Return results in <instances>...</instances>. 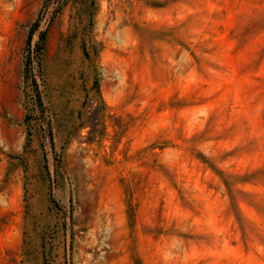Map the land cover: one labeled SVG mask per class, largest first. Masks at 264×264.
<instances>
[{
    "label": "rangeland",
    "instance_id": "374dc122",
    "mask_svg": "<svg viewBox=\"0 0 264 264\" xmlns=\"http://www.w3.org/2000/svg\"><path fill=\"white\" fill-rule=\"evenodd\" d=\"M0 264H264V0H0Z\"/></svg>",
    "mask_w": 264,
    "mask_h": 264
}]
</instances>
